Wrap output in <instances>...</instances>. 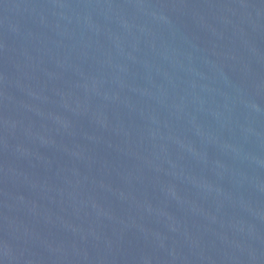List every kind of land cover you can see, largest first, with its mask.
<instances>
[{
    "label": "water",
    "instance_id": "obj_1",
    "mask_svg": "<svg viewBox=\"0 0 264 264\" xmlns=\"http://www.w3.org/2000/svg\"><path fill=\"white\" fill-rule=\"evenodd\" d=\"M0 172L93 264H264V0H0Z\"/></svg>",
    "mask_w": 264,
    "mask_h": 264
}]
</instances>
